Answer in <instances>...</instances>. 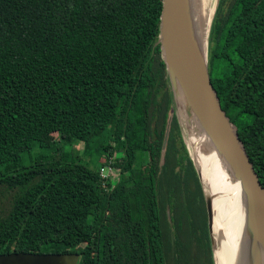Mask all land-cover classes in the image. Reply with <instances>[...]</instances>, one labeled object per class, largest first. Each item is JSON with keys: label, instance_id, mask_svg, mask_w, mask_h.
I'll return each instance as SVG.
<instances>
[{"label": "trees", "instance_id": "trees-1", "mask_svg": "<svg viewBox=\"0 0 264 264\" xmlns=\"http://www.w3.org/2000/svg\"><path fill=\"white\" fill-rule=\"evenodd\" d=\"M160 9L161 0H0V254L213 264L156 43ZM206 68L264 188V0L213 1ZM101 135L93 170L82 157ZM111 158L118 175L104 181Z\"/></svg>", "mask_w": 264, "mask_h": 264}, {"label": "water", "instance_id": "water-1", "mask_svg": "<svg viewBox=\"0 0 264 264\" xmlns=\"http://www.w3.org/2000/svg\"><path fill=\"white\" fill-rule=\"evenodd\" d=\"M156 43L160 46L170 89H178L185 102L187 114L193 112L200 126L232 169L234 176L240 180L264 248V188L245 155L236 130L220 109L207 74L206 59L204 61L203 54L199 59L187 41L181 17V0H161ZM192 162L197 172L193 159ZM197 176L204 197L198 172ZM204 201L212 259L215 264L205 197ZM77 261L78 255L75 253L0 254V264H76Z\"/></svg>", "mask_w": 264, "mask_h": 264}, {"label": "bare ground", "instance_id": "bare-ground-1", "mask_svg": "<svg viewBox=\"0 0 264 264\" xmlns=\"http://www.w3.org/2000/svg\"><path fill=\"white\" fill-rule=\"evenodd\" d=\"M213 1L181 0L185 35L199 59L202 54L201 29L203 28L205 34ZM208 4L210 7L207 11ZM188 116L191 121L185 122L186 140L193 150L195 166L206 200L211 238L214 244L219 242V249L213 250L215 264H264V248L240 180L234 176L232 169L200 126L193 112ZM222 230L229 232L227 243L220 240Z\"/></svg>", "mask_w": 264, "mask_h": 264}, {"label": "rangeland", "instance_id": "rangeland-1", "mask_svg": "<svg viewBox=\"0 0 264 264\" xmlns=\"http://www.w3.org/2000/svg\"><path fill=\"white\" fill-rule=\"evenodd\" d=\"M209 7L210 6L208 4L207 11H208ZM212 11H213V7H212ZM211 14L212 13H211V7H210L209 19L211 17ZM207 29H208V22H207L206 27H205V34L203 33L204 31H203V28H202L201 29V35H200L201 48H202V54H203L204 61L206 59V35H207ZM178 92H179L178 89H176V90L171 89L172 106H173V108H174L173 110H175L176 116L178 118V121H179L181 130H182V134H183L184 141L187 144V146L189 148V151H190V154H191V157H192V159L194 161L193 152H192L193 150L188 145L187 140H186L187 139V131H186V123L185 122L187 120L191 121V119H190V117L188 116V114L186 112L185 102H184L182 96H180V93H178ZM53 138H54V135L53 134L50 135V140L53 139ZM105 140H106V136L105 135H101V136L95 138V140L93 139L92 143L89 146V151H87V153H85V155L82 157V159L88 164L89 168H91L93 170H95V169H97L99 167L100 162L103 159L104 153L100 149V146L102 144H104ZM46 144H47V140L44 141L43 144H41L40 142H38V143L37 142H34L33 143V146H32L33 152H37L38 146H43V145H46ZM73 148H75L77 151H79V154H81L83 145H82V143H75L74 146H73ZM65 149H68V148H65ZM20 160H21V163L23 165H25L27 163V156H26V154H22ZM228 236H229V232L228 231H225L224 232V230H222L221 236H220L221 238L220 237L219 238H220V240L222 242H226ZM212 246H213V250L214 249H219V242L216 241L215 244L213 243ZM44 250H47V248L42 249V251H44Z\"/></svg>", "mask_w": 264, "mask_h": 264}, {"label": "built area", "instance_id": "built-area-1", "mask_svg": "<svg viewBox=\"0 0 264 264\" xmlns=\"http://www.w3.org/2000/svg\"><path fill=\"white\" fill-rule=\"evenodd\" d=\"M111 160L112 158L109 159L107 163L99 169V176L101 179H104V181L114 180L117 178L118 170L114 165V162H112Z\"/></svg>", "mask_w": 264, "mask_h": 264}]
</instances>
